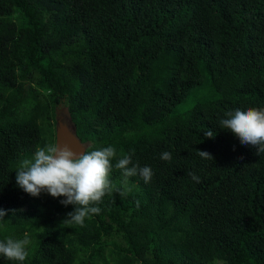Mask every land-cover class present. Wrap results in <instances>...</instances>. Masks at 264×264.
<instances>
[{
  "label": "trees",
  "instance_id": "1",
  "mask_svg": "<svg viewBox=\"0 0 264 264\" xmlns=\"http://www.w3.org/2000/svg\"><path fill=\"white\" fill-rule=\"evenodd\" d=\"M59 107L88 150L116 148V188L123 155L154 173L83 225L16 182ZM248 107L264 108V0H0V240H32L0 264H264V153L219 126Z\"/></svg>",
  "mask_w": 264,
  "mask_h": 264
},
{
  "label": "clouds",
  "instance_id": "2",
  "mask_svg": "<svg viewBox=\"0 0 264 264\" xmlns=\"http://www.w3.org/2000/svg\"><path fill=\"white\" fill-rule=\"evenodd\" d=\"M219 126L233 133L242 145L256 147L258 155L264 153V108L226 111L219 120ZM204 136L214 138L215 133L209 129ZM93 149L77 153L69 145L55 141L38 147L32 159L19 163L17 186L33 197H39L42 193L54 198L65 197L60 202L65 206L74 205L75 209L67 214L64 223L83 225L86 217L101 213L98 205L106 195L118 192L124 197L130 191L127 178L139 175L145 183L151 182L154 175L151 167H141L138 162H133L131 154L123 155L115 163V168L121 170L125 184L123 189L116 188L110 180L112 161L117 156L116 148L93 146ZM197 154L203 159H213L206 151L198 150ZM160 158L165 161L172 159L168 151L161 153ZM188 175L199 182L200 177L194 172ZM6 214L0 209V221H4ZM31 244L27 232L20 239L7 237L0 240V256L10 261L24 262L29 257Z\"/></svg>",
  "mask_w": 264,
  "mask_h": 264
},
{
  "label": "water",
  "instance_id": "3",
  "mask_svg": "<svg viewBox=\"0 0 264 264\" xmlns=\"http://www.w3.org/2000/svg\"><path fill=\"white\" fill-rule=\"evenodd\" d=\"M56 142L69 145L73 151L81 153L89 148V144L83 143L77 135L76 126L71 117L58 119L56 128Z\"/></svg>",
  "mask_w": 264,
  "mask_h": 264
},
{
  "label": "rangeland",
  "instance_id": "4",
  "mask_svg": "<svg viewBox=\"0 0 264 264\" xmlns=\"http://www.w3.org/2000/svg\"><path fill=\"white\" fill-rule=\"evenodd\" d=\"M57 112H58V116H57L58 119H60V118L69 119L68 111L64 107H59L57 109Z\"/></svg>",
  "mask_w": 264,
  "mask_h": 264
}]
</instances>
